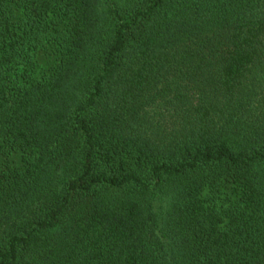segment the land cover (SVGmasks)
<instances>
[{
    "label": "trees",
    "instance_id": "16d2710c",
    "mask_svg": "<svg viewBox=\"0 0 264 264\" xmlns=\"http://www.w3.org/2000/svg\"><path fill=\"white\" fill-rule=\"evenodd\" d=\"M0 264H264V0H0Z\"/></svg>",
    "mask_w": 264,
    "mask_h": 264
}]
</instances>
